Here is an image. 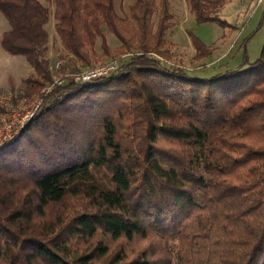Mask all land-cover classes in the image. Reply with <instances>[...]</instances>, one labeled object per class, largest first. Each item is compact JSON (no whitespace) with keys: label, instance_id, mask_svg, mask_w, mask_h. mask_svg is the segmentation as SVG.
<instances>
[{"label":"trees","instance_id":"obj_1","mask_svg":"<svg viewBox=\"0 0 264 264\" xmlns=\"http://www.w3.org/2000/svg\"><path fill=\"white\" fill-rule=\"evenodd\" d=\"M132 1L142 41L157 11L159 46L170 0ZM230 1L184 0L196 24L223 28ZM45 2L72 56L84 61L103 28L128 47L114 0H0V48L33 70L27 93L51 82ZM142 49L109 77L56 87L1 148L0 264H264V42L254 62L244 53L208 78Z\"/></svg>","mask_w":264,"mask_h":264},{"label":"rangeland","instance_id":"obj_2","mask_svg":"<svg viewBox=\"0 0 264 264\" xmlns=\"http://www.w3.org/2000/svg\"><path fill=\"white\" fill-rule=\"evenodd\" d=\"M258 1L231 0L228 2L219 13V17L230 24L229 27L223 28L212 22L196 24L189 14L184 0H170L174 26L165 32L160 45L155 46L154 39H152L155 34L153 17L157 15V11L153 10L149 20L147 19L149 24L147 36L142 41L139 38L137 25L129 15V6L134 2L132 0H114L117 16L116 29L122 32L128 47L112 31L103 28L102 37L96 40L92 48L84 50V61L72 56L61 46L54 29L53 6L50 2H45L50 11V19L45 27L48 34L45 57L51 76L50 83L53 78H60L67 73L82 71L105 63L116 62L117 68L120 69L133 55L144 52L143 46L146 47L149 56L156 58L164 66L178 68L194 78H208L236 69L242 64L244 53L248 62L252 63L259 57L264 42V26H260L264 0L261 5ZM154 4L157 7L156 2ZM7 29V23L0 14V36ZM189 32L210 48L211 52L208 57L203 59L195 57L196 53L191 44ZM59 60H61L59 68L53 69ZM31 77H34L33 70L22 57L11 56L0 48V101L4 96L10 98L12 105L10 111L19 112V103L22 100H30L43 87L50 84H45L39 90L27 93L24 90L25 81ZM44 103L45 101L34 112L33 117L42 109ZM0 110L5 112L4 109ZM63 209L64 207L59 208L61 211ZM138 246L134 243L129 245L127 250L129 252Z\"/></svg>","mask_w":264,"mask_h":264},{"label":"built area","instance_id":"obj_3","mask_svg":"<svg viewBox=\"0 0 264 264\" xmlns=\"http://www.w3.org/2000/svg\"><path fill=\"white\" fill-rule=\"evenodd\" d=\"M259 0L258 2H260ZM61 64V60L57 61L53 69H58ZM116 62L105 63L84 69L82 71H76L73 73H67L60 78H53L52 83L43 87L39 93L35 94L30 100H22L19 103V112L16 110L10 111L12 107L10 98L4 96L0 101V109H4L5 112L0 110V148L10 144L17 137V133L26 126L34 115V112L41 106L44 99L52 93V91L59 86L68 82L76 84L90 83L99 78L109 77L117 71ZM52 70V68H50ZM12 114V115H11Z\"/></svg>","mask_w":264,"mask_h":264}]
</instances>
